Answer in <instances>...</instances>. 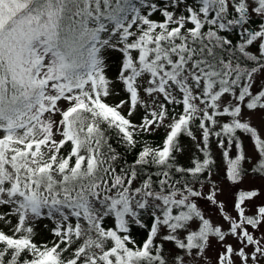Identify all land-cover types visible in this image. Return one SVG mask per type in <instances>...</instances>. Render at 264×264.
I'll use <instances>...</instances> for the list:
<instances>
[{"label": "snow or ice", "instance_id": "6c2138e0", "mask_svg": "<svg viewBox=\"0 0 264 264\" xmlns=\"http://www.w3.org/2000/svg\"><path fill=\"white\" fill-rule=\"evenodd\" d=\"M0 264H264V0H0Z\"/></svg>", "mask_w": 264, "mask_h": 264}]
</instances>
